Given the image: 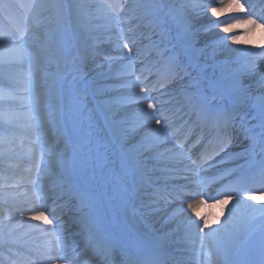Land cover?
<instances>
[{
    "label": "snow or ice",
    "instance_id": "obj_1",
    "mask_svg": "<svg viewBox=\"0 0 264 264\" xmlns=\"http://www.w3.org/2000/svg\"><path fill=\"white\" fill-rule=\"evenodd\" d=\"M216 3L217 0L179 4L174 0H124L120 5L91 4L84 0L34 3L31 8L41 10L42 21L20 32L18 40L23 49L13 52L0 48V68L5 73L17 60L30 65L24 91L29 126L35 133L37 146L32 185L37 187V178L47 173L58 191L68 189L78 200L81 213L77 220L80 231L76 235L87 234L89 245L127 252L128 264H171L172 260L182 264L184 257L181 255L177 260L166 254L158 238L150 234L131 235L123 228L138 214L135 198L150 180L148 165L154 160L156 134L170 126V119L159 99L151 95L157 89H148L145 79L116 85L107 82L106 73L92 75L95 68L90 65L98 49L97 38L92 36L93 18L100 13L111 18L117 10L128 16L130 22L144 24L159 36L154 47H164L157 52L163 63L162 71L156 73L157 83L160 90L170 84L179 86L175 91L184 98L181 111L189 117L179 131L188 129L189 136H196L199 131L193 146H203L197 157L201 165L215 168L211 161L218 157L246 160L245 166L221 178L223 182L240 176L236 184L226 186L227 194L216 201L221 205L233 202L218 228L206 231L207 220L203 217H200L203 224L187 218L178 226L189 248L193 245L197 248L196 264H200L201 253L206 264H264V204H249L241 197L242 192H247L251 200L252 193L264 189V73L257 80L249 67L251 62L231 68V64L240 62L241 56L249 54L247 50L241 52L226 43L213 45L201 40L211 31L204 19L207 13L219 17L222 11L232 8L254 13L255 5L249 4L245 9L240 0H231L229 4L219 0V6H213ZM10 8L0 3V12H8ZM69 20L74 26L70 36L64 28ZM248 22L256 21L249 15ZM223 30L227 32L228 28ZM124 39L128 36L124 35ZM116 48L128 49V54L120 59L132 62L135 41L129 39L121 45L118 37ZM217 49L225 56L224 60L218 59ZM234 55L236 60L231 59ZM105 58L110 65L117 62L116 58ZM65 68L70 71L65 73ZM244 76H249L251 82L245 83ZM141 84L145 86L135 93L134 89ZM121 91L128 95H113ZM133 95L137 99H132ZM153 120L158 126L155 129L151 128ZM144 128L149 131L140 136ZM49 129L54 137L58 133L52 147H47ZM178 137L179 133L175 138ZM188 159L195 167L196 160L191 155ZM200 172L201 167H196V182L200 180ZM42 191L37 187V192ZM204 202L196 200L187 207L196 212L197 205ZM45 220L53 225L52 220L46 217ZM63 231L57 218L50 233L57 237L55 258L64 253L70 264H76L70 256L75 249L66 248V237L60 239Z\"/></svg>",
    "mask_w": 264,
    "mask_h": 264
},
{
    "label": "bare ground",
    "instance_id": "obj_2",
    "mask_svg": "<svg viewBox=\"0 0 264 264\" xmlns=\"http://www.w3.org/2000/svg\"><path fill=\"white\" fill-rule=\"evenodd\" d=\"M187 0H174L175 3L179 4L181 2L185 3ZM198 2H206V0H197ZM123 3V1L121 0ZM226 4L231 3V0H224ZM242 4L245 5V9H247L249 4L255 5L256 9H264V2L262 0H240ZM256 3V4H255ZM214 6H219V0ZM245 11L240 9L232 8L230 10H224L221 12L219 17L212 16L211 13H207L205 19L207 29L210 28V33L207 36H202L201 40L207 41L210 44L216 45L219 43H226L231 49L236 50H247L249 55L243 58V62L241 64H245L251 62L249 67L253 73L256 74V79H260V74L264 73V24L260 19H254L255 23L248 22V15L242 17L240 14H243ZM44 15H47L44 13ZM26 18L31 17L30 14H25ZM120 17V16H119ZM124 20L123 26L126 27V33L122 32L120 37L124 39V35L128 36V39H124L126 42L130 40L135 41V51L132 54H135L139 60L142 59H149L151 63L155 62V60H159L160 56L157 55V51H162L163 47L161 46L159 49L154 47V42L159 41V38L156 40H152L150 38V30L144 25L138 22H130V18L126 16ZM32 19V17H31ZM112 24L119 23L118 16L112 17ZM35 20V19H34ZM42 21V15L36 19ZM218 21V22H217ZM216 22V23H213ZM41 23V22H40ZM121 20L119 25H121ZM219 23V24H218ZM211 25V26H209ZM26 27H31V22L28 21ZM227 27L228 31L225 32L223 29ZM20 29L17 31L13 30H5L0 31V38L5 37L9 39L7 42H0L3 46H7L12 49H18L21 47V43L18 40L20 32L24 30L23 25L19 27ZM99 30V29H96ZM100 31V30H99ZM111 33H114L118 36L117 28H113ZM149 33V35H146ZM97 36H93L97 38L95 43L100 45L98 47L97 52L95 54V60L91 64L97 65L102 64L104 61H108L105 57H112L110 51L119 52L122 54L123 52H128V49H123L120 51L116 48L115 40H111V34L108 32L107 34H96ZM159 37V36H158ZM234 37V39H232ZM120 40V39H119ZM122 45V41H120ZM237 46V47H236ZM218 58H225V56L220 53L219 49L217 51ZM235 56V55H234ZM232 56V57H234ZM236 57V56H235ZM114 58V57H113ZM71 61V57L68 58ZM152 63V64H153ZM141 64V63H140ZM144 65V64H142ZM140 66L136 68L134 74H141L142 70H145L147 66ZM161 67H163V63H159ZM241 66V65H240ZM257 66V67H255ZM11 76L19 82L18 86H14L9 88L7 84L0 80V94H5L6 98H2L0 100L1 107L7 106L9 104L18 103V107L16 109H2L0 111V123H8L7 118L9 115L14 111H16V121H18L19 128H12L11 130H5L3 134L0 135V148L6 146L7 149L11 150V152H18L21 155L25 156H35V152L37 149L36 144L34 143L36 136L35 133L30 128V120H29V112L28 109L23 105L26 104V93L24 88L27 83V76L30 71V65L27 62H23L20 65H12L10 68ZM106 69L104 65L98 66L95 68V72L104 73ZM151 68L149 67V71ZM157 70V68H156ZM157 71H162L159 69ZM92 73V74H94ZM108 83L109 84H117L119 81H134L132 77H125L121 80H117L114 78L113 75H109ZM141 75L140 78L141 79ZM26 78V79H24ZM245 83L251 82L249 76L243 77ZM157 79V80H156ZM158 76L156 78H151L147 81L150 88H154L157 84ZM146 83V84H148ZM144 86V84H143ZM157 91H153L151 95L157 97L159 99L160 104L166 105V113L169 116L177 115L179 111L183 107V100L184 98L175 91L179 86L177 84H170L166 85L163 90H160V85H157ZM5 88L9 91H6ZM140 86L134 89L135 93L140 92ZM4 89V90H2ZM14 89V90H13ZM12 90V92H10ZM123 92V91H122ZM166 93V94H162ZM259 94L258 92L256 93ZM122 95H128L127 92H123ZM136 96L133 95L132 99H135ZM146 103H144L143 107L146 108ZM23 105V106H22ZM21 106V107H20ZM8 107V106H7ZM139 107V105H137ZM132 110L129 109V112ZM184 113V112H183ZM183 117V119H181ZM183 114L176 120L177 127L184 124L187 121V117ZM158 126L155 124V121H151V128L155 129ZM189 128H191V124H189ZM169 128L162 129L159 134H156L157 139L155 143L157 147L154 150L153 156L154 160L148 165V171L151 174L150 180L156 182L157 187H151L150 192H153L156 189L159 191L151 194H146V200L138 201L137 199V209L140 213V220L129 221V224L126 226L123 225L125 232H129L131 235H146L150 234L152 238H158V244L161 246L162 250L171 257H175L178 254H190L193 258H195V262H197V248L195 245L189 248L188 242L184 238V234L178 231V226L180 225L181 221L191 218L193 221H199L203 224V221L200 220V217H203L204 220H207L206 231L208 229H216L218 228L219 224L224 222V216L228 215V207L232 206L233 202L229 201L228 205H221L216 203L217 200L221 199L227 193L225 192L226 186L229 184H236L240 178L238 175L232 176L234 177V181H229V183L223 187L221 186V181L218 179L213 180L210 183H207L205 180L211 176L214 170H222V168L226 165L224 162L225 157H218L217 159L212 160L213 165H216L215 168L208 167L206 164L201 165V161L197 159V157L203 151V148L198 152L194 151L190 153L189 150H184L179 143L180 138H175V135L170 134L168 132ZM30 131V133H28ZM149 128H144L143 132L140 133V136H143L144 133L148 132ZM183 139H189V141L185 142L188 148H193V143L196 139L194 136H188L189 132L188 129H184L183 131ZM14 134L24 141L22 144L16 142L14 139ZM200 133H198L199 135ZM31 136V137H30ZM172 137L171 139H169ZM187 137V138H186ZM140 137H137L139 139ZM58 133L53 134V130L49 129L48 131V144L47 147H52L57 142ZM28 141H32L34 144L29 143ZM63 147V145H62ZM61 147V150H62ZM196 149L199 145L195 146ZM189 155L192 156L193 160H196V166H192V161L188 159ZM13 159H16L13 157ZM245 160V159H244ZM218 161H223L222 164L218 163ZM233 165V164H232ZM230 164V166H232ZM243 166V165H242ZM196 167H201L200 172V180L196 182L194 179V173ZM206 168L207 171L205 172L203 169ZM239 166L231 167L230 170L238 171ZM0 173L7 174L6 181H0V199H19V198H26L27 200L31 198V194L37 193V187L45 189V192H48L51 195H54L53 199L60 200L62 202V209H63V220L72 221L74 225H71L69 228L72 227V236L68 238L69 242L74 244L76 251L79 253V260L76 264H100V255L97 254V250L102 251L108 250L102 246H97L96 244L89 245L87 241V234L84 236L76 235L80 231V226L77 223L79 216V202L75 199L74 196L65 189L63 193L58 191L53 183V180L50 175L47 173L40 174L39 179H37V187L33 188L34 186H28L25 183L24 178L26 177H19L10 175L9 173H4L0 169ZM231 173V172H230ZM187 177V178H186ZM220 182V183H219ZM9 184V185H7ZM200 186V189L198 188ZM242 186V185H241ZM161 187V188H158ZM182 187H186L190 190L188 192H184ZM243 187V186H242ZM145 189V188H144ZM28 190V191H27ZM147 191V190H146ZM142 191L138 192L141 193ZM137 193V196H138ZM196 194V196H195ZM177 196L182 197V200H176ZM249 193L242 192L241 197L244 200H247L249 204H264V191H259L252 193V199L248 200ZM203 199L205 202L202 204H198L196 207V212H193L187 206L189 203H193L196 200ZM42 207L41 202H31V205L28 207L21 206L18 210H14L11 213L13 216L7 219H3L0 216V240L6 239H30L34 236L41 237V239L37 240L38 242L45 243L46 241L50 242L51 238L54 239V235H51V229L54 227L53 225H48L46 223L45 217L41 216L40 213L33 211ZM57 208V207H56ZM32 209V210H31ZM26 210V211H25ZM181 211L183 215H181ZM199 213V216L196 213ZM62 214L60 215L62 217ZM239 212L237 215L239 216ZM144 219V225L141 220ZM61 226V225H60ZM62 227V226H61ZM64 231L67 232V228H63ZM74 234V235H73ZM44 236V237H43ZM45 239V240H43ZM84 241V246L81 247L80 240ZM52 242V241H51ZM54 243V241H53ZM55 244V243H54ZM50 247H46L48 250H51L47 256L37 258L34 257L24 264H70L68 256H65L64 253H59V259L55 257L58 255L55 251H53L55 245ZM179 249V250H178ZM75 259V256H73ZM200 264H206V257L203 253L199 256ZM102 264V263H101Z\"/></svg>",
    "mask_w": 264,
    "mask_h": 264
},
{
    "label": "rangeland",
    "instance_id": "obj_3",
    "mask_svg": "<svg viewBox=\"0 0 264 264\" xmlns=\"http://www.w3.org/2000/svg\"><path fill=\"white\" fill-rule=\"evenodd\" d=\"M116 1V0H84L85 3H91V4H103V5H108V4H113V2ZM50 0H0V3H3L5 5H10L11 8L8 10V12H0V31H5V30H14V31H17L19 30L20 26L23 24V28H26V24L28 21L31 22V27L32 26H35L37 24H40V20H37L40 16H41V10H33L31 8V5L34 4V3H43V4H47L49 3ZM188 2H198L197 0H191V1H186L185 3H188ZM214 6V5H213ZM93 11L95 12L96 10L93 9ZM246 13V12H245ZM258 13H261V11H259ZM25 14H30V16L32 17H29V18H26L24 17ZM47 14V13H46ZM250 15L252 16V18L255 19V16H254V13H250ZM118 16V22L120 23V20H121V25H119V23H114L112 24V17H116ZM120 16V17H119ZM121 12L120 10H117L115 11L111 18H105V16L100 13L98 15H96L94 18H93V22H92V28L94 29V31L92 32V36H97L96 34H94L95 30L96 29H99L100 32H103L102 34H107L108 32L111 34V40H117V38L119 37V41H122V44L124 43H128L126 42L124 39H122L120 37V34L122 32H125L126 31V28L123 27V20L124 18L121 19ZM249 16V15H248ZM35 19V20H34ZM219 24V23H218ZM211 26V25H209ZM73 24L71 22V20L67 21L64 25V28H65V31L66 33L70 36L71 35V30L73 28ZM113 28H117L118 30V36L114 33H111V30ZM211 27H209L208 29H210ZM99 30H96V31H99ZM126 33V32H125ZM8 42L9 39L5 38V37H1L0 38V42ZM99 46V45H98ZM199 46V45H198ZM131 47V45H130ZM237 47V46H236ZM0 48H4V49H7V50H10V51H13L15 52V50H22L23 49V45H21L20 48L18 49H12V48H9L7 46H3L2 44H0ZM209 51H211V48L209 49ZM218 51V49H217ZM115 53V50L114 52ZM112 53V54H113ZM123 54V53H122ZM123 55L119 54V53H116L115 55H113L112 57L116 58L117 62L116 63H113V64H109L108 61H104L102 64H97V65H90V67L92 68H97L98 66H101V65H104V68L107 70V71H104V73H109V75H115L116 71L114 70L113 71V68H117V71L120 72L123 71L125 68L129 67L130 66V69H133L135 65H132V63H130L127 59H123L121 60L120 57H122ZM243 57L244 56H241V59H240V62L239 63H233L231 64V68L233 69H236V68H239L241 63L243 62ZM221 57H219L218 59H220ZM220 60H224L223 59H220ZM23 62H27V61H20V60H17L15 62H13L7 69V72L5 73V70L0 68V80H3L5 81V83L7 84V86L9 88H12V87H16L18 86V81L15 80L12 76H11V73H10V68L12 65H20L21 63ZM28 63V62H27ZM257 67V66H255ZM65 71V69H64ZM65 73H67L65 71ZM95 76V75H94ZM119 76V74H116L115 77L117 78ZM132 78H134V81H137L138 80V77L137 75H134V74H131L130 75ZM122 77V75H121ZM27 78V77H26ZM24 78V79H26ZM69 79H71L72 77L69 76L68 77ZM142 79H145L146 80V76L143 77ZM140 87H144L143 84L140 85ZM4 90V89H2ZM6 91H9V89L7 90L5 88ZM14 90V89H13ZM10 92H12V90H10ZM123 92H113V95H122ZM7 96H5V94H0V100H2V98H6ZM146 102V101H145ZM18 103H14L11 105H7L6 107L5 106H2L1 107V102H0V111H2V109L6 108V109H16ZM25 106V104H23ZM22 105V106H23ZM21 107V106H20ZM16 116H17V113L16 111L13 110V112L9 115V117L7 118V121L8 123H0V135L3 134V132L5 130H11L12 128H16L18 127L19 123L18 121H16ZM28 133H30V131H28ZM31 137V136H30ZM14 139H16V142L20 144H22L24 141H22V139L20 137H18L16 134H14ZM29 143L31 141H28ZM32 144H34L33 142H31ZM6 146H4L3 148H0V168L2 171L6 172V170H8L6 167L7 166H10V167H13L14 169H17L19 171H23L24 172V175H27L28 177H26L27 180V185H32L31 181L33 179V176H34V172H33V161L35 159H31V158H27V161H28V164H31V165H26L24 162L22 163H16L14 161H11L9 160L10 158L8 156H12V155H15L17 153H12L11 151H7V149L5 148ZM17 156V155H16ZM19 157V156H18ZM22 159H24L23 157H20ZM12 172V171H11ZM14 173V172H13ZM15 174V173H14ZM0 177L5 179L4 177V174H1L0 173ZM23 177V175H22ZM180 200V199H178ZM13 203H17L16 205H18V203L20 204V200L18 199V201H15V200H11ZM23 202H26V201H23ZM24 205V204H23ZM10 206L8 205H4L3 206L1 205L0 206V215L3 217V219H7L10 218L12 216V214H10V211L6 212L4 210H10L9 208ZM9 208V209H8ZM36 211V210H34ZM38 212V210H37ZM41 212V211H40ZM45 216V214H44ZM8 247L6 245H0V264H5L6 263H10V264H18L19 261L18 259L15 258V255H12L10 252H8L6 249ZM9 248H11V250H13V248L9 245ZM14 259V260H13Z\"/></svg>",
    "mask_w": 264,
    "mask_h": 264
}]
</instances>
